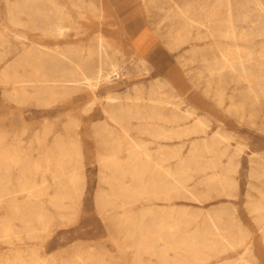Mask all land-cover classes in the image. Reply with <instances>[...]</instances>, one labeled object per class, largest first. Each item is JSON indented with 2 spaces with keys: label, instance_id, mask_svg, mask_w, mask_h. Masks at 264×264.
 <instances>
[{
  "label": "rangeland",
  "instance_id": "rangeland-1",
  "mask_svg": "<svg viewBox=\"0 0 264 264\" xmlns=\"http://www.w3.org/2000/svg\"><path fill=\"white\" fill-rule=\"evenodd\" d=\"M204 1L0 0V156L27 167L0 166V216L11 200L33 207L8 213L0 264H30L31 250L39 264H85L93 254L128 264L127 206L136 224L152 206L158 241L160 208L176 223L161 225L162 259L144 252L148 264H264V211H253L264 205V0H210V31L179 13L190 6L202 17ZM220 1L231 22L213 6ZM231 44L239 49L228 54ZM144 166L165 175L170 194L123 202L121 189L138 190ZM22 171L35 191L18 186ZM71 175L78 189L61 196ZM193 236L196 248L213 242L208 255L187 249Z\"/></svg>",
  "mask_w": 264,
  "mask_h": 264
},
{
  "label": "bare ground",
  "instance_id": "bare-ground-1",
  "mask_svg": "<svg viewBox=\"0 0 264 264\" xmlns=\"http://www.w3.org/2000/svg\"><path fill=\"white\" fill-rule=\"evenodd\" d=\"M212 2L210 1V0H206V2L204 1V4H203V7H202V9L204 10L203 12H204V14H203V16L202 17H204V18H202L201 16H199V15H195L194 13H192V8L190 7V6H186V7H183V8H180L179 9V13L181 14V16H186L188 19H189V21H190V23H197V24H200V25H205V26H207V29H208V31H210V25L207 23V21H210V14H209V11H208V5H210ZM261 3V2H260ZM262 4V3H261ZM214 7H216L217 9H225L226 11H225V13L223 14V19L224 20H226V21H230L231 22V11H230V6H229V1H227L226 3L225 2H222V1H220V2H218V3H215L214 5H213ZM68 18H69V16H67ZM64 18V17H63ZM55 27L57 28V30L59 31V32H62V29L65 27L64 26V24L63 23H61V22H57V23H55ZM228 34H230L231 36L232 35H235L236 34V32H235V30H234V28H230V30L227 32ZM244 34V33H243ZM246 35V34H245ZM101 44V43H100ZM234 48H235V50H238L239 49V46L238 45H234V44H231L230 46H228L227 48H226V52L228 53V54H231L232 53V51L234 50ZM224 50V49H223ZM91 54H92V52H91ZM224 56V55H223ZM222 57V56H221ZM71 61V60H70ZM240 62V61H239ZM110 63V62H109ZM112 63V62H111ZM228 63H229V61H228ZM74 64L76 65V67L80 70V73L82 74V76H83V78L84 79H90V78H88V76H86V74L85 73H82V66H81V64L79 63V62H74ZM230 65H231V67H232V65L234 66V64H231V63H229ZM101 66V65H100ZM230 67V66H229ZM75 68V67H74ZM73 68V69H74ZM112 69V68H111ZM110 69V70H111ZM75 70V69H74ZM107 71V70H106ZM107 74H108V71L106 72ZM109 73H111V72H109ZM241 73L244 75V78H245V80H246V82L248 83L247 85H248V88H249V90L252 92V95L254 96V97H257L258 96V93H257V90H256V88H255V86L253 85V83H252V79H253V77L252 76H250L249 74H247L246 73V71H241ZM93 74V73H92ZM106 76H104V78H105ZM98 78V77H97ZM92 79V78H91ZM108 79V78H107ZM31 81H34V82H38L39 84H45V83H48V82H54V81H58V79H55V78H47V77H37V78H33V79H30ZM96 80V79H95ZM24 81V80H23ZM27 83H28V81H26ZM30 82V81H29ZM79 82V81H78ZM97 83V82H96ZM65 84V83H64ZM90 85V84H89ZM152 87V86H151ZM109 94V93H108ZM115 96V95H114ZM118 96V95H117ZM107 97H110V95L109 96H107ZM135 97H137V96H135ZM134 97V98H135ZM111 98V97H110ZM127 98V97H126ZM140 98V97H139ZM117 99V98H116ZM113 100V99H112ZM118 100V99H117ZM151 100V99H150ZM153 100V99H152ZM167 102V101H166ZM106 112V111H105ZM189 113V112H188ZM192 113V112H191ZM111 118L112 119H114V121L118 118L115 114H111ZM199 121H200V119H199ZM202 123H203V121H202ZM191 129V128H190ZM168 131V130H167ZM190 132V131H189ZM201 132V131H200ZM204 132V131H203ZM125 133H126V129H125ZM163 134V133H162ZM180 136V135H179ZM130 137V136H129ZM132 140V139H131ZM133 142V141H132ZM134 143V142H133ZM135 144V143H134ZM206 144V143H205ZM208 147V146H207ZM174 152H175V150H174ZM146 154V153H145ZM136 155V157H135V163H136V161L138 162V163H136L137 165L139 164V162L141 161L140 160V158L138 157V154L136 153L135 154ZM147 157H148V155H147ZM110 159H107L106 161H104L105 163H108L109 161L111 162V163H116V164H118V163H120L117 159H114V158H111V157H109ZM181 158V157H180ZM8 159H10V160H16L17 159V162H18V160H19V158H16V157H8ZM7 158H2L1 156H0V166H3V167H5V168H7L8 167V164L9 163H7L8 160ZM182 160V159H181ZM19 162H20V160H19ZM65 162H70L69 160L68 161H65ZM155 162V161H154ZM21 164H22V162H20ZM213 163V162H212ZM36 166L37 165H34L32 168L33 169H35L36 168ZM139 167H140V165H138ZM215 166V165H214ZM27 167H24L23 166V164H22V167H21V169L23 170V169H26ZM142 168V170H145V169H147V167H141ZM150 168H152V167H150ZM182 168V167H181ZM181 168H179V169H181ZM148 170H149V168H148ZM74 172V171H73ZM176 173V170H169L168 171V174L169 175H173V174H175ZM148 174H149V172H148ZM257 174V173H256ZM7 177V175L5 174V173H3L2 171H0V196H5L8 192H7V190H8V186L6 185V184H3V182H4V178H6ZM3 180V181H2ZM17 180H18V186H21V187H24V188H26L29 192H33V191H35L36 190V185H35V183H34V180H33V178L32 177H29V178H25V172L24 171H22V173L18 176V178H17ZM46 181V180H45ZM149 181V175L147 176L145 173H142V175L140 176V178H139V186H138V190L137 189H135L134 191H129L128 189L127 190H125V189H121V198H125V199H123L122 201L123 202H125V203H127V198H135L137 195H139V194H142V193H146V189H145V187H146V184H147V182ZM62 185V190L61 191H58V194H60L61 196H69V195H72L73 194V192L74 191H76L77 189H78V185H77V183H76V179L74 178V175H71L70 176V178H69V182H60ZM180 185H183V182H181L180 183ZM126 187H128V185L126 186ZM258 188V187H257ZM166 191H168V193L170 194V192H171V187L169 186L168 188L165 186V184H164V186H163V190H162V193H165L166 194ZM187 191V190H186ZM110 192H112V193H114V190H113V186H112V189L110 190ZM189 192V191H188ZM153 195H154V191H153V193H152ZM104 195V194H103ZM103 195H99L101 198H102V196ZM9 206H10V209H11V211H13V212H17V211H19L20 212V210H19V208H20V206L18 205V203L16 202V201H14V200H11L10 202H9ZM147 211H149L150 213H152L153 212V208H152V206H150V207H148L147 209H146ZM253 211H256V213L257 214H260L262 211H264V205H261V204H259V205H254V207H253ZM128 212H129V208H128V206L126 207V209H125V211H124V214L123 215H121L122 216V218L121 219H124V220H126L127 219V214H128ZM123 220V221H124ZM127 221V220H126ZM167 214H166V212L165 211H162V215H160V222H166L167 223ZM168 223H169V227H175L176 226V223L173 221V220H169L168 221ZM19 234V233H18ZM196 240H197V238L195 237V236H193V237H191L190 238V240H188V242H185V244H188L189 246V248L187 247V249H191V252H192V249H193V256H195V258H203V257H205L206 255H208L207 254V251L208 250H210L211 248H212V241H208V242H201V244L203 245V246H201L200 248H196V247H194L193 245H194V243L196 242ZM179 243L180 242H178V241H176L175 242V245L173 246L174 247V249L175 250H177L178 251V249H179ZM203 247V248H202ZM185 248V247H184ZM246 249H247V247H246ZM248 250V249H247ZM186 255H188L187 253H185V254H183V256H185L186 257ZM80 258V257H79ZM239 259V258H238ZM244 260V259H243ZM82 261V260H81ZM245 262H247V261H245ZM237 264V263H236ZM247 264H252V263H247Z\"/></svg>",
  "mask_w": 264,
  "mask_h": 264
},
{
  "label": "crops",
  "instance_id": "crops-1",
  "mask_svg": "<svg viewBox=\"0 0 264 264\" xmlns=\"http://www.w3.org/2000/svg\"><path fill=\"white\" fill-rule=\"evenodd\" d=\"M157 128H154V131ZM162 128L160 127L156 135H162ZM153 131V129H152ZM155 131V132H156ZM155 135V134H154ZM160 151V159L162 157V151ZM152 168L149 167V170L151 171ZM148 168L145 169V174L148 176L149 175V181L146 184V195L145 197L147 198H162L163 196H165V193H162L163 190V186L165 184L166 186V182L165 179H163V177H165V175H163L162 173H159L158 176L155 174L153 176V174H148ZM158 177V180H157ZM153 179H155V182L153 181ZM153 181V183H152ZM154 191V195L152 194ZM164 194V195H163ZM7 195V194H6ZM5 196H0V198L6 197ZM132 201V198H127V202L130 204ZM8 202V199L6 200V203ZM18 203V205L20 206L19 211L17 212H13L10 209V212L8 213H12L15 214L16 217H20L23 216V214L27 213V214H31L33 207L29 206L28 204L24 207L22 206V203L16 201ZM130 207V206H129ZM25 209V210H24ZM162 210L160 208L159 210V214H158V222L160 224V233H159V241L158 238L153 237V234H155L156 230L155 227H153L151 225V218L152 216L150 215L149 211H145L143 216H140L139 219L140 222L136 224V222L133 220L135 219V212L132 211V209L129 208V212L127 214V226H124L123 228L128 229L129 231H126L124 234L127 237H131L133 239L131 246H128V252H127V263L128 264H148L146 263V261L144 260L145 258L143 257L144 252H155V251H159L161 253H159V259H162V250H163V244L165 245V243H162V240H164L163 234H166V230L164 231V233L161 232V225L162 224H166V222H160V215H162ZM154 212V211H153ZM152 212V213H153ZM166 212V211H165ZM8 213H6L4 216L1 215L0 216V237H4L8 234L11 224L9 222V218H11V216L8 215ZM167 214V212H166ZM122 217V216H121ZM120 217V218H121ZM23 226V225H22ZM5 239V238H4ZM31 253L29 254L30 257V264H39V258H40V254L39 252H35L33 250L30 251ZM16 258H19V253L13 255ZM23 257V256H22ZM28 257V255H25V258ZM47 257V256H46ZM9 259L8 257L6 258V260ZM25 260V259H24ZM27 262H29L28 260H25ZM3 264V263H2ZM18 264H23V263H18ZM63 264H70L67 261H63ZM85 264H107L105 263V261L103 260V258L99 255V254H93V256H88L87 261L85 262Z\"/></svg>",
  "mask_w": 264,
  "mask_h": 264
}]
</instances>
